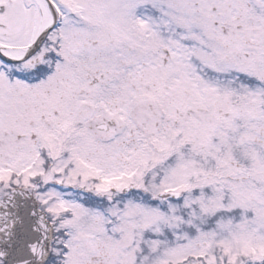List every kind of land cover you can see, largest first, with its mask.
<instances>
[{
	"label": "snow or ice",
	"instance_id": "1",
	"mask_svg": "<svg viewBox=\"0 0 264 264\" xmlns=\"http://www.w3.org/2000/svg\"><path fill=\"white\" fill-rule=\"evenodd\" d=\"M0 264H264V0H0Z\"/></svg>",
	"mask_w": 264,
	"mask_h": 264
}]
</instances>
